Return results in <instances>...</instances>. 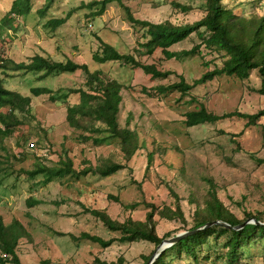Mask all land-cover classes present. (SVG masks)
Instances as JSON below:
<instances>
[{"label":"rangeland","instance_id":"obj_1","mask_svg":"<svg viewBox=\"0 0 264 264\" xmlns=\"http://www.w3.org/2000/svg\"><path fill=\"white\" fill-rule=\"evenodd\" d=\"M12 1L0 0V20ZM94 1L100 0H31L27 16L0 21L1 59L28 62L39 54L55 61L72 60L122 84L118 123L135 129L142 141L141 148L125 160L117 139L107 137V132H89L68 124L66 106L78 103V93L52 101L48 94L34 96L30 91L32 87H47L61 95L71 88H84L85 74L80 69L40 78L42 71L0 66L3 85L31 99L30 113L20 115L22 122L0 143V216L4 224L17 221L24 230L15 248L22 264H92L96 257L114 261L118 256L124 258L122 264H143L144 257L156 250L152 243L114 241L103 248L79 235L87 232L103 239L118 237V232L107 229L88 209H105L111 218L120 221L127 216L142 220L149 210L147 204L162 207L171 203L166 185L178 194L187 227L191 226L195 206L192 195L201 200L207 188L204 177L216 183L219 199L237 217H243V209L254 212L263 207L264 116L251 125L235 115L194 126L184 123L185 113L201 105L216 115L232 111L250 114L264 109V95L258 92V72L251 70L243 80L221 74L185 94L177 89L162 90L181 77L192 83L207 70L219 67L221 58L203 44L199 46L203 58L194 53L167 59L158 48L151 54L142 53L139 44L148 39L146 29L132 22L125 10L135 19L180 24L201 16V1L111 0L102 12L101 4ZM172 2L192 8L183 12ZM225 2L246 14L264 11V0ZM63 17L66 21L56 28L48 24L50 19ZM101 40L169 74L152 76L132 64L98 63L92 54L99 49ZM199 41L196 34H191L169 49L188 50ZM91 137L101 141L94 143ZM150 152L152 161L148 165ZM66 157L72 159L76 172L107 158L125 163L126 167L108 176L73 173L48 181L42 173H28L38 166H58ZM131 203L137 204L134 208L124 207ZM181 227L177 221L160 218L156 230L159 236L178 230L172 233L175 235L185 231L179 230ZM222 241L223 236L217 240L212 237L204 247L222 252ZM241 251L240 264H264V238L250 241ZM0 256L9 258L1 251ZM8 258L5 264H14ZM173 264L183 263L177 260ZM210 264L221 261L216 259Z\"/></svg>","mask_w":264,"mask_h":264},{"label":"trees","instance_id":"obj_2","mask_svg":"<svg viewBox=\"0 0 264 264\" xmlns=\"http://www.w3.org/2000/svg\"><path fill=\"white\" fill-rule=\"evenodd\" d=\"M109 1L111 0L94 1V3L101 4L99 11L102 12ZM200 1L201 4L198 5V8L201 16L193 22L180 24L168 20L150 22L135 19L129 10L125 9L132 22L139 23L146 29L148 39L139 44L143 48L142 53L151 54L158 48L167 59L194 53L203 58L199 51L200 44H203L206 48L216 52L221 58L219 67L207 70L192 83L185 82L181 77L178 82L172 83L162 90L177 89L181 94H185L195 85L215 76L221 74L234 75L243 80L248 77L251 70H256L260 77L258 92L264 95V11L258 13L253 10L246 14L235 11L234 5H228L225 0ZM30 3L31 0H13L10 8L0 21L3 23L13 19L14 16H27L30 13ZM172 4L183 12H188L192 8L189 4L178 2H172ZM42 9L40 10L41 13L44 11V6ZM65 21L66 17L55 18L50 19L48 24L53 29ZM191 34H196L200 39L198 44L193 45L188 50L172 51L169 49L173 44L180 43ZM92 59L98 63L115 61L121 64H132L152 76H166L169 74V71L157 69L154 64L139 62L132 54L118 52L112 45L102 40L99 49L92 54ZM204 65L208 66V63L204 61ZM0 66L4 68L11 67L13 70H24L25 72L42 71L39 75L40 78L53 73H69L80 69L85 74L84 88H71L67 93L61 95L54 94L53 90L47 87H32L30 91L34 96L48 94V98L52 101L57 100L59 97L65 99L71 93H78V103L66 106V121L71 127L95 133L107 132V137L117 139L125 160H129L141 148L142 141L139 139V133L135 129L121 126L118 123L117 113L122 102L121 89L123 85L118 83L117 80L103 78L99 70L90 71L85 63L79 64L72 60L55 61L39 54L30 57L28 62L14 63L12 60L0 58ZM30 101V96L6 88L0 78V108L5 109L4 111L0 110V143L4 138L11 135L14 128L22 122L20 115L30 113ZM234 115L245 118L246 124L251 125L264 116V109H259L257 112L250 114L232 111L216 115L201 105L199 109L185 113L184 123L186 126H194L205 122L213 123L221 118ZM91 138H93L94 143L101 141L97 137ZM37 141H40V139H37ZM252 154L251 152L250 155L253 156ZM147 158L149 165L152 161L151 152L148 153ZM125 167V163L114 162L107 158L103 159L100 164L88 165L76 172L73 168L72 159L66 157L59 161L58 166H38L36 169L28 171V173L32 176L42 173L45 181H48L53 177H63L66 174L73 173L85 175L91 172L108 176ZM204 180L207 182V188L201 196V200H198L194 195L191 197L195 206L192 211L190 227H187V220L184 217L178 194L166 185L172 198L171 203L162 207L151 203L147 204L149 210L142 220L127 216L120 221L111 218L105 209H88L107 229L118 232L119 236L103 239L97 235L82 232L79 238L96 242L103 248L114 241L126 243L147 241L157 246L163 239L173 237L177 233L175 235L172 233L178 232V230L168 231L159 236L156 225L157 220L160 218L179 222L182 224L179 230L185 231L192 230L213 220H221L231 226L239 225L247 219H255L257 222L264 223V195L262 196L263 207L261 209L254 212L243 209V217L239 218L219 199L216 183L209 177H204ZM113 198L116 201L118 200L116 196H113ZM136 204H124V207L126 209L128 207L134 208ZM260 223L249 222L238 229L224 227L219 224L205 227L194 234L183 236L169 247L164 248L151 264H173L177 260H181L183 264H210L216 259L220 260L221 264H240L242 258L241 248L254 239L264 238V225ZM23 234L24 230L17 221L4 224L0 216V251L2 254L9 256V258L0 256V264H5L7 258L14 264H22L17 257L15 248L18 239ZM222 236L224 237V241L221 242L222 252L205 249L204 245L208 244L212 237L217 240ZM211 254L215 257L212 258ZM150 256L151 253L144 257L143 264ZM123 261L122 256H118L114 261L100 260L96 257L92 264H122Z\"/></svg>","mask_w":264,"mask_h":264},{"label":"water","instance_id":"obj_3","mask_svg":"<svg viewBox=\"0 0 264 264\" xmlns=\"http://www.w3.org/2000/svg\"><path fill=\"white\" fill-rule=\"evenodd\" d=\"M249 222L260 223V222H257L255 219H247V220H245L243 223H241L239 225L231 226L230 224H228V223H226L224 221H221V220H213V221H210V222H206L205 224L200 225V226H198V227H196V228H194L192 230H188V231H183V232L177 233L173 237L163 239L156 246V250L152 253V255L149 257V259L146 261L145 264H151L153 262V260L157 257V255L160 253V251H162L166 247H169L170 245H172L178 239L182 238L185 235L194 234L197 231L202 230L203 228L209 227V226L214 225V224H219V225H222V226L228 227V228L238 229L241 226H243L244 224L249 223ZM260 224H263L264 225V223H260Z\"/></svg>","mask_w":264,"mask_h":264}]
</instances>
